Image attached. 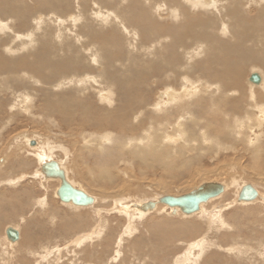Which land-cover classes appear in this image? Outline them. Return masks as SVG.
Returning a JSON list of instances; mask_svg holds the SVG:
<instances>
[{
	"label": "bare ground",
	"instance_id": "1",
	"mask_svg": "<svg viewBox=\"0 0 264 264\" xmlns=\"http://www.w3.org/2000/svg\"><path fill=\"white\" fill-rule=\"evenodd\" d=\"M252 73L259 76L258 84L248 81ZM38 96L43 102L35 109ZM21 114L34 122L46 118L40 123L60 129L70 141L56 146L41 136L28 145L24 132L14 141L11 138L15 145L8 147L9 156L20 160L23 150L24 159H35L38 169L31 177L41 181L44 192L45 182L52 179H45L40 167L57 162L67 182L93 199L90 208L96 207L97 198L69 179L67 161L79 177L91 176L92 181L112 186L118 181L112 171L119 172V163L130 170L158 169L159 176L174 181L201 162L202 152H238L242 150L238 143L244 142L252 154L251 167L264 173V0H0V132L13 122L11 128L17 129ZM57 152L65 158L63 163L55 159ZM26 175L9 177L6 184L16 187ZM235 178L228 180L230 187L219 183L223 192L189 215L178 208L171 215L172 208L158 203L164 195L180 196L170 194L137 202L116 199L113 209L126 219L156 213L169 220L181 218L175 219L179 222L175 228L164 218L147 224L153 236L160 233L158 260L167 256L176 264H215L214 259L219 264H247L241 255H247L251 245L222 248L223 244L200 236L210 229L231 228L216 208L264 206L260 185L262 192L251 184L257 192L254 200L236 202L245 184L234 198L228 187L237 185ZM225 195L231 196L226 205L213 203ZM46 197L36 200L41 209L47 205ZM146 202H154V208L141 211ZM205 216L207 227L201 220ZM10 228L18 231L17 241L10 245L20 243L22 232ZM204 256L207 262L201 261Z\"/></svg>",
	"mask_w": 264,
	"mask_h": 264
},
{
	"label": "rangeland",
	"instance_id": "2",
	"mask_svg": "<svg viewBox=\"0 0 264 264\" xmlns=\"http://www.w3.org/2000/svg\"><path fill=\"white\" fill-rule=\"evenodd\" d=\"M249 69L250 68L245 70L247 75L250 73ZM247 75L246 77H248ZM246 83L248 82L246 81ZM39 100L40 98L38 96L36 100L38 102H35L34 105L35 109H37L38 106L41 107L40 105L43 101L41 102V100ZM28 118L29 120H27ZM28 118L27 116H22L21 114L19 120L17 119L18 125H20L17 127V129L11 128V126H13L15 123L13 122L9 124L10 126L8 125L6 127L7 130L5 129V132H0V168L4 165V167L0 169V264H158L159 262V264H176L174 261L175 258L171 260L170 257L168 259L167 256H163L162 259H157L158 257H161L158 254L159 244H157L159 240L158 237L160 238V233H158L159 231H156L158 234L155 233L153 236L150 233V229L148 228V225H154V221H160L161 218H164L163 221H166L167 218L165 219V214L156 213L147 215L146 217L140 219L135 217L132 219H126V217L115 213L113 206L116 199L122 198L124 199L123 202H137L144 199H151L157 195L163 194L184 195L188 194V192H190L196 186L208 181L218 182V184L224 182V184L227 185V183H229L228 180L230 177L238 178H235V181L237 180V185L234 188L231 187L232 189H230V184L227 185L229 186L228 190H230L228 191L230 192L228 194H232V192H234V198H236L237 191L243 183L255 185L260 192H262V190L257 185L264 187V184H261L262 182L264 183V173L256 167H251H254L252 154L249 151V147H243V145H245L244 142H239L238 147L240 146L242 150L244 148L246 153L241 149L238 152L221 151V153L219 152L216 155L212 154L211 152H204L205 154L202 152L203 157L200 160L201 162H196L193 164V166L189 168V171L184 173L183 178L174 181H169L163 178L162 175L159 176L158 169H153L156 171L150 170V172L139 171L136 168L130 170L125 169L127 166L119 163V166L117 165L116 170H119L120 173L112 171L115 178L117 175L116 180L119 181V184L118 181H116L114 186H112L113 183L108 185L110 183L109 181V183L96 180L92 181L93 178L91 176L89 177L86 175L87 177H79L76 174V170L73 168V165L69 166L71 162L69 163L67 161L66 166L68 168L69 179L82 186L83 189H86L85 191L88 194L97 198L96 207L94 205L92 208L79 207V209H72L71 207L62 204L59 199L56 198V190L59 186L57 179L46 181L45 184L48 185L45 186L46 192H44V190L39 186V182L41 181L31 177L33 171L36 172L38 169V163L35 161V159H24L25 154L23 153V150L20 154L21 159L17 160L18 163L16 159L13 161L12 157L9 156L11 155L9 153V149H11L10 145H15V142H11V138H13L12 141H14L16 137L24 135V132L29 138L28 145L37 139L40 140L39 138L41 136H43L41 140L49 139L50 142L56 146H60L59 144L62 142L68 143L70 141L68 137L62 134L60 129V131L54 129L53 126V128L50 127L51 125L48 127L46 124L49 123H40V121L46 122V118L39 119V121H37L38 119H35L37 122H34V120L30 117ZM20 121H22L23 124H19ZM32 123H34V125H32ZM43 132L47 133L43 134ZM55 133L59 134V136H57ZM37 136L39 137L37 138ZM5 144H9L7 149L5 148ZM8 147L10 148L8 149ZM226 154L227 156L223 157V155ZM62 156L63 155H61V153L57 152L55 159L60 160V162L63 163L65 158ZM230 157L233 158L234 161ZM211 158H213V160ZM219 158L220 160L218 161ZM23 161L24 163H22ZM6 162L9 163L8 167L5 166ZM211 170H213V172H211ZM126 171L128 174H124ZM22 174H27V178L22 179L16 187L12 188L6 184L7 180L10 179L9 177L16 178ZM159 174H161V172ZM119 175L121 177H119ZM124 175L127 176L125 177ZM118 177L121 180H119ZM43 195L47 196V205L44 207V209H41L37 205L36 200ZM230 199V195H225L223 198L220 197L213 203H215V205H218L219 203H221V205L223 203V205H226ZM259 205H234L228 206L229 208L226 207L225 209L216 208L215 212L220 213L221 216H223L225 220H227V222L231 225V228H223L220 229L219 232H217L216 228L212 230L210 229L209 231H207L208 229H205L207 232L200 234L201 238L205 237L208 240L216 242L217 245L221 243L223 244L222 246H224L222 248H227L232 246V244H239V246L241 244V248H245L246 246L249 247L251 245V251H254L253 254L255 255L253 257L251 251H248L247 255H241V257L244 259V263L251 264L252 262V264H264V258H259L260 256L262 257V255L264 257V206ZM211 210L212 209H210L208 213H212L213 211ZM97 211H99V215L97 214ZM206 217L207 216H205V218L202 217L203 219L201 218L205 225L208 224L206 222ZM175 219L179 222L181 221V218L172 217V219L170 218L171 221L167 219L169 221L166 223L170 222L169 224L175 228V225L179 223H176L177 221ZM204 219L206 220L205 222ZM7 226L18 228V230L22 232L21 240L23 242L20 240V243L10 245L11 243L7 241L4 233V228ZM207 226L208 225H206V227ZM215 229L216 231H214ZM99 231H101V233L99 236H97V232ZM215 232L217 233L215 234ZM232 232L235 233V236L231 235ZM258 232L259 234L255 236V234ZM221 235H225V240L220 239ZM108 237L109 240H111L110 243L108 242ZM105 238H107L109 246L105 244L107 242H103ZM174 243L177 244L176 241H174L173 244ZM100 248L102 250L104 249L103 252ZM174 248H177V246L174 245ZM257 248H260L258 249L259 252H256L257 250L255 251ZM108 249L111 251L109 252ZM100 250L101 252H99ZM211 250L208 251V255L210 254L209 252H211ZM181 251L184 253L185 250L182 248ZM260 252L261 254L258 255ZM144 253L146 255H144ZM174 253H178V250ZM105 255H109V257H106ZM207 256L202 257L201 261L207 262V258H205ZM241 257H238L237 259H242ZM104 258H106V260H104ZM218 260L219 259H216L215 261L214 259V263L219 264ZM154 261L156 263H154Z\"/></svg>",
	"mask_w": 264,
	"mask_h": 264
},
{
	"label": "water",
	"instance_id": "3",
	"mask_svg": "<svg viewBox=\"0 0 264 264\" xmlns=\"http://www.w3.org/2000/svg\"><path fill=\"white\" fill-rule=\"evenodd\" d=\"M248 81L252 84H258L260 81L256 73H252ZM40 174L45 179H58L59 187L56 190V196L62 203H71L77 207H88L93 204V199L81 190L72 187L66 180L63 171L59 168L55 161L44 162L40 167ZM223 192V186L218 183H203L190 193L180 196L164 195L157 199L158 203L167 205L172 208L171 215H175V209L178 208L183 214L189 215L199 209L200 204L206 203L209 199L217 197ZM257 197L256 190L250 185L245 184L240 188L236 202H248ZM264 202V199H263ZM154 202L143 203L140 207L141 211H150L154 208ZM134 208H138L134 206ZM6 239L9 243L17 241L18 231L13 228H6Z\"/></svg>",
	"mask_w": 264,
	"mask_h": 264
}]
</instances>
